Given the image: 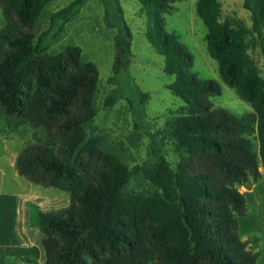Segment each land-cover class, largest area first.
<instances>
[{"label": "trees", "instance_id": "obj_1", "mask_svg": "<svg viewBox=\"0 0 264 264\" xmlns=\"http://www.w3.org/2000/svg\"><path fill=\"white\" fill-rule=\"evenodd\" d=\"M51 1L0 0L5 20L0 115L8 123L24 119L42 127L56 141L55 146L25 147L16 160L18 173L69 194L65 209L31 216L30 225L45 237L42 264H258L264 255L260 236L243 240L239 232L247 204L238 188L249 177L258 180L259 165L264 168V81L251 66L246 30L220 21L218 0L197 1L196 13L207 29L206 49L220 78L251 106V113L237 116L213 106L209 99L220 95L219 84L192 72L193 55L165 29V15L184 0H137L147 19L146 39L164 58V72L174 77L167 89L184 101L188 114L170 122L185 156L175 171L164 158L143 169L159 191L135 202L122 197L130 170L84 133L96 116L97 67L82 61L78 47L55 55L46 50L54 26L59 32L87 0H73L55 12L50 28L36 37L34 23ZM244 8L261 35L264 0H245ZM130 44L123 22L116 49L118 59L125 58L119 62H128ZM255 130L257 151L248 137Z\"/></svg>", "mask_w": 264, "mask_h": 264}, {"label": "rangeland", "instance_id": "obj_2", "mask_svg": "<svg viewBox=\"0 0 264 264\" xmlns=\"http://www.w3.org/2000/svg\"><path fill=\"white\" fill-rule=\"evenodd\" d=\"M72 1L53 0L48 3L34 23V35L38 37L48 30L53 14ZM197 1L176 2L171 13L164 17L165 29L174 33L193 55L192 72L199 79H210L219 84L220 95L209 99L214 107L237 116L251 113L250 104L241 100L235 89L222 81L217 62L207 52V29L196 13ZM218 1L221 5L220 21L246 30L245 42L251 66L264 81V28L261 35L253 30L251 12L244 8L245 0ZM123 22L131 34L127 63L119 62L125 57L118 59L116 49L117 37L123 34ZM58 26H54L46 39L47 53L55 55L68 46L78 47L82 52V61L92 62L99 72L93 99L96 116L84 126L86 140L93 139L99 150L112 155L130 170L131 178L122 191L124 199L137 202L153 197L159 190L142 170L164 158L175 171L185 151L173 136L170 122L187 115L188 110L184 101L167 89L174 77L164 72V58L146 39L147 19L141 5L137 0H87L59 32L56 31ZM110 97L114 98L113 103L107 105ZM10 127L16 131V135L21 136V141H25L24 148L40 143L56 144L44 128H35L24 119H12ZM248 137L257 151L259 142L256 130ZM2 153L0 138V155ZM3 171L5 178L0 180V188L6 194L17 190L29 193L25 188L27 179L21 177L17 181L8 165L3 166ZM31 186L35 185L31 183ZM67 196L69 198V194ZM64 203L49 204L46 206L47 213L55 212V208L65 209L68 205L60 207Z\"/></svg>", "mask_w": 264, "mask_h": 264}, {"label": "crops", "instance_id": "obj_3", "mask_svg": "<svg viewBox=\"0 0 264 264\" xmlns=\"http://www.w3.org/2000/svg\"><path fill=\"white\" fill-rule=\"evenodd\" d=\"M0 11L2 13L1 8ZM2 17L3 14H0V29L5 26ZM0 122L3 151L0 155V180L5 178L3 166L8 165L12 176L19 181L21 176L16 167V160L24 149L25 141H21V136L9 128L10 123L2 116ZM259 173L258 180L249 177V185L239 187L248 209V213L239 218V232L243 240L251 235H258L264 244V168L260 165ZM27 184L25 188L29 193L17 190L6 194L5 190L0 188V264H42L45 261V237L36 227L30 225L31 216L38 212L47 213L46 206L51 203L65 201L60 207L68 205L69 198L65 191L33 183L35 186H31L29 181ZM32 189L41 192L35 193ZM55 209L58 211V208ZM258 264H264V255L259 258Z\"/></svg>", "mask_w": 264, "mask_h": 264}, {"label": "water", "instance_id": "obj_4", "mask_svg": "<svg viewBox=\"0 0 264 264\" xmlns=\"http://www.w3.org/2000/svg\"><path fill=\"white\" fill-rule=\"evenodd\" d=\"M245 185H246V186L249 185V182H246Z\"/></svg>", "mask_w": 264, "mask_h": 264}]
</instances>
